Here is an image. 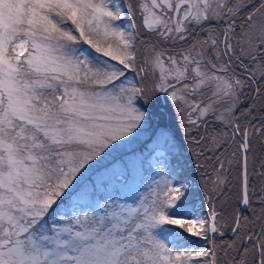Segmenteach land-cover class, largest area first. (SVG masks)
<instances>
[{"label": "snow or ice", "instance_id": "obj_1", "mask_svg": "<svg viewBox=\"0 0 264 264\" xmlns=\"http://www.w3.org/2000/svg\"><path fill=\"white\" fill-rule=\"evenodd\" d=\"M0 264H264V0H0Z\"/></svg>", "mask_w": 264, "mask_h": 264}, {"label": "trees", "instance_id": "obj_2", "mask_svg": "<svg viewBox=\"0 0 264 264\" xmlns=\"http://www.w3.org/2000/svg\"><path fill=\"white\" fill-rule=\"evenodd\" d=\"M86 47V46H85ZM165 104L162 103V100L159 102V105L155 108L156 114H158L159 119L158 120H151L147 126V132H149L148 138L141 143L136 149L132 151H128L121 155L122 161L124 159L128 161H133L135 159H139L141 162H147V157L152 154V149L155 147L152 140L154 138V134L158 130L159 127L167 126L169 127L172 132L177 136V132L175 129H172L170 126V123L175 122L174 120V114L169 113V109L164 107ZM168 107V106H167ZM162 108V109H161ZM175 124V123H173ZM180 149H178L179 151ZM181 163L184 165L185 169L187 170V174L189 176L190 181L194 183H199V173L195 171L194 167L191 164V159L188 158L187 152L183 150V155L181 157ZM119 166V165H117ZM120 168V167H119ZM126 176L130 178V175L128 173V170L126 171ZM125 180L122 181V178L120 180H113L111 183L107 185V188H101L100 194L103 195H118L120 197H123L119 191L118 183H123ZM149 183V181L146 182V185ZM89 187H91V181L89 182ZM146 190V186L144 188L139 187L138 191L141 193ZM201 205L198 203L197 207H200ZM207 206L206 202L203 204V208ZM61 211L64 210V205L60 206Z\"/></svg>", "mask_w": 264, "mask_h": 264}, {"label": "rangeland", "instance_id": "obj_3", "mask_svg": "<svg viewBox=\"0 0 264 264\" xmlns=\"http://www.w3.org/2000/svg\"><path fill=\"white\" fill-rule=\"evenodd\" d=\"M162 103L165 104V101L162 100ZM164 107L168 108L166 104ZM158 119H159V116H158V114H156L152 120L155 121ZM173 123H175V122H173ZM173 123H170V126L172 129H175V131L177 132V138L179 140V137H180L179 130L175 127V124H173ZM147 126L148 125H145V131L141 134V136L137 139V141L130 144V145H127L125 147V149L123 150V152L121 153V155H123L124 153H126L128 151H132V150L136 149L141 143H143L148 138L149 132H147V130H146ZM179 142L181 144H183L182 140H180ZM183 150H185L187 152L188 158L192 160L191 154L187 151V148L185 147ZM156 156H157V153L152 152V154H150L147 157V159H146L147 162H141L139 159H135L136 167L135 168L130 167L128 169V173L130 175V178H128L125 174L122 177V181L125 180V182L118 183L119 191L123 197L131 198V197L138 195L140 193L138 191L139 187L144 188L146 186L147 181H149V183H150L151 178L153 176L152 162L156 158ZM123 162L127 163L129 161L124 159ZM117 165H119V166H117V168H119L120 163L118 162ZM206 208H207V206L204 207L205 211H206Z\"/></svg>", "mask_w": 264, "mask_h": 264}]
</instances>
